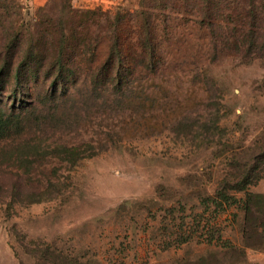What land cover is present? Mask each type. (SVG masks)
<instances>
[{"label":"rangeland","instance_id":"obj_1","mask_svg":"<svg viewBox=\"0 0 264 264\" xmlns=\"http://www.w3.org/2000/svg\"><path fill=\"white\" fill-rule=\"evenodd\" d=\"M141 1L0 0V70L48 23L96 12L105 24ZM181 33L124 103L82 82L52 97L44 76L13 99L0 75V111L14 117L0 138V264H264V204L243 209L264 196V54Z\"/></svg>","mask_w":264,"mask_h":264},{"label":"trees","instance_id":"obj_2","mask_svg":"<svg viewBox=\"0 0 264 264\" xmlns=\"http://www.w3.org/2000/svg\"><path fill=\"white\" fill-rule=\"evenodd\" d=\"M100 17L96 12H73L70 20L48 23L43 33L37 30L39 35L25 48L17 46L0 70V75L7 71L14 83L13 99L44 76L53 79L52 97L66 96L82 82L93 91L115 94L116 101L124 103L125 94L138 91L148 78L140 70L146 68L155 76L169 56L165 50L172 42L182 44L181 31L187 29L204 32L209 45L240 59L264 54V0H142L133 12L105 17V24ZM88 55L106 57L96 70L84 75L78 64ZM13 119L0 111V138L10 132ZM252 181L245 176L243 183H237L238 190L245 191ZM220 198L226 203L231 200L225 194ZM246 199L247 217L254 215L257 202L264 204L263 195L248 193Z\"/></svg>","mask_w":264,"mask_h":264},{"label":"crops","instance_id":"obj_3","mask_svg":"<svg viewBox=\"0 0 264 264\" xmlns=\"http://www.w3.org/2000/svg\"><path fill=\"white\" fill-rule=\"evenodd\" d=\"M31 2H34L36 4H41V3H45L46 0H30Z\"/></svg>","mask_w":264,"mask_h":264}]
</instances>
